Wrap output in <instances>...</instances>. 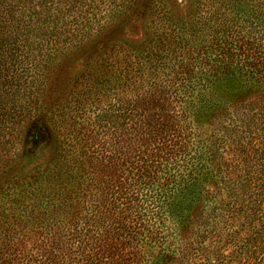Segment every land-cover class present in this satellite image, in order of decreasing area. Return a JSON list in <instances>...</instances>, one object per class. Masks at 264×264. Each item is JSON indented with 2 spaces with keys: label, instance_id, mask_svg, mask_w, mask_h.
<instances>
[{
  "label": "trees",
  "instance_id": "obj_1",
  "mask_svg": "<svg viewBox=\"0 0 264 264\" xmlns=\"http://www.w3.org/2000/svg\"><path fill=\"white\" fill-rule=\"evenodd\" d=\"M76 4L98 6L0 0V143L56 125L4 181L0 264H264V0H198L187 27L159 12L139 48L109 31L67 96L60 72L103 26Z\"/></svg>",
  "mask_w": 264,
  "mask_h": 264
},
{
  "label": "rangeland",
  "instance_id": "obj_2",
  "mask_svg": "<svg viewBox=\"0 0 264 264\" xmlns=\"http://www.w3.org/2000/svg\"><path fill=\"white\" fill-rule=\"evenodd\" d=\"M94 1L98 5L93 9V11L96 10L94 15L83 11L84 5L80 4H76L71 12L82 14L88 19L90 18L94 23V19L101 18L99 21L103 22V26L95 35L89 36L84 40L82 44L85 47L83 49L84 52L79 51L78 59L66 65L63 71L60 72L61 78L57 83L61 85V82L65 81L67 96L73 95V89L77 90L80 88L78 83L72 88L70 82L73 76L77 75L83 68L89 70L91 75L102 72L99 65L101 62H99L96 55L102 53L104 45L101 42H106L105 38L110 36L108 35L109 31L136 48L147 46L152 40L154 42V39H156L155 35L165 23L164 21L159 22L158 17L161 16L159 12L170 15L173 20L180 19L185 23L181 25L187 27V20L196 13L195 8L198 0ZM219 1L217 0V2ZM221 1L230 3L232 0ZM90 31H93V27ZM112 71L106 69V77H111ZM46 86L47 78H44L41 88L46 89ZM42 93L43 96L40 98V102L43 103L41 115L44 113V108L47 106L48 101L45 91H42ZM54 94L51 92L50 98ZM53 109L51 110L55 112ZM57 113L56 110L55 117ZM54 127L47 119L40 115H35L25 119L18 126L19 129L16 134L9 137V141L0 143V209L7 211L11 207L10 199L5 194V190L2 189L5 184L4 181L9 179L12 174L23 175L27 171H33L35 165L42 164L46 160L47 150L52 140V131L55 130ZM227 251H230V249Z\"/></svg>",
  "mask_w": 264,
  "mask_h": 264
}]
</instances>
